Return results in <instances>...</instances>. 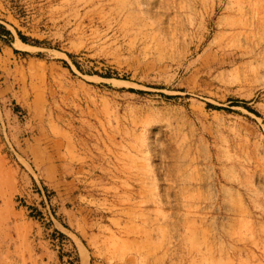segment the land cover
Instances as JSON below:
<instances>
[{
	"label": "rangeland",
	"instance_id": "1",
	"mask_svg": "<svg viewBox=\"0 0 264 264\" xmlns=\"http://www.w3.org/2000/svg\"><path fill=\"white\" fill-rule=\"evenodd\" d=\"M0 25V264H264V0H0Z\"/></svg>",
	"mask_w": 264,
	"mask_h": 264
},
{
	"label": "trees",
	"instance_id": "2",
	"mask_svg": "<svg viewBox=\"0 0 264 264\" xmlns=\"http://www.w3.org/2000/svg\"><path fill=\"white\" fill-rule=\"evenodd\" d=\"M17 33H18V36H19L21 41L27 42L28 38L26 36H24L20 32H17ZM2 34L11 35V32L8 29H6L4 26L0 25V35H2ZM208 105H210V104H208ZM16 109H18L17 106H16ZM37 191H39V190H37ZM44 191H45V194L47 195V197L49 199L51 192L45 186H44ZM24 205L28 211L29 217L37 220L41 224V226L43 227L44 231L47 232L50 230L51 238L58 240L59 244H61V242H63V240L69 239L66 236V234H64L62 231H60L56 227H54L52 221L44 216L41 209H39L37 206H34V205H28V204H24ZM53 213L55 215V212H53ZM75 258L78 259L77 253L75 255Z\"/></svg>",
	"mask_w": 264,
	"mask_h": 264
},
{
	"label": "crops",
	"instance_id": "3",
	"mask_svg": "<svg viewBox=\"0 0 264 264\" xmlns=\"http://www.w3.org/2000/svg\"><path fill=\"white\" fill-rule=\"evenodd\" d=\"M46 187V186H45ZM47 188V187H46ZM58 212H60L61 213V209L60 208H58ZM32 222H34L33 220H31ZM78 254V253H77Z\"/></svg>",
	"mask_w": 264,
	"mask_h": 264
},
{
	"label": "built area",
	"instance_id": "4",
	"mask_svg": "<svg viewBox=\"0 0 264 264\" xmlns=\"http://www.w3.org/2000/svg\"><path fill=\"white\" fill-rule=\"evenodd\" d=\"M49 219V218H48ZM51 220V219H50ZM52 221V220H51Z\"/></svg>",
	"mask_w": 264,
	"mask_h": 264
}]
</instances>
